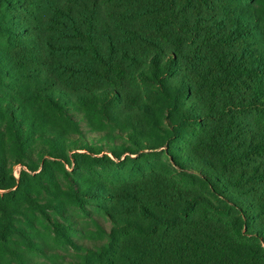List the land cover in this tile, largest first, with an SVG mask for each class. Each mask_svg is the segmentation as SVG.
<instances>
[{
  "label": "trees",
  "instance_id": "1",
  "mask_svg": "<svg viewBox=\"0 0 264 264\" xmlns=\"http://www.w3.org/2000/svg\"><path fill=\"white\" fill-rule=\"evenodd\" d=\"M34 254L264 264V0H0V264Z\"/></svg>",
  "mask_w": 264,
  "mask_h": 264
},
{
  "label": "rangeland",
  "instance_id": "2",
  "mask_svg": "<svg viewBox=\"0 0 264 264\" xmlns=\"http://www.w3.org/2000/svg\"><path fill=\"white\" fill-rule=\"evenodd\" d=\"M124 157V156H123ZM164 160L163 157L159 158L158 161L159 162H162ZM68 171H71V168H68L67 169ZM15 171H16V174L18 175V171H19V168L18 167H15ZM39 171V170H38ZM38 171H35L33 173H36ZM176 177L179 179V180H183V177H181L180 175H176ZM33 258L35 259V261L37 262V264H52L50 261H48L46 258L42 257L40 254H34L33 255Z\"/></svg>",
  "mask_w": 264,
  "mask_h": 264
}]
</instances>
